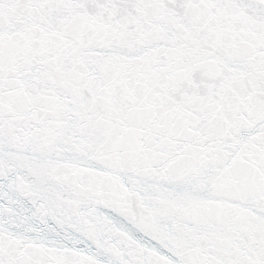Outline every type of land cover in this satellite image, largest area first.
Listing matches in <instances>:
<instances>
[{
    "label": "snow or ice",
    "instance_id": "1",
    "mask_svg": "<svg viewBox=\"0 0 264 264\" xmlns=\"http://www.w3.org/2000/svg\"><path fill=\"white\" fill-rule=\"evenodd\" d=\"M0 264H264V0H0Z\"/></svg>",
    "mask_w": 264,
    "mask_h": 264
}]
</instances>
